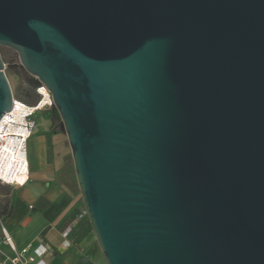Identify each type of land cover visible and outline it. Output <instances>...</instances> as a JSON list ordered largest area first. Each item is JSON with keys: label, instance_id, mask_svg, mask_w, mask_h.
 Returning <instances> with one entry per match:
<instances>
[{"label": "water", "instance_id": "obj_1", "mask_svg": "<svg viewBox=\"0 0 264 264\" xmlns=\"http://www.w3.org/2000/svg\"><path fill=\"white\" fill-rule=\"evenodd\" d=\"M0 47L107 264H264V0H0Z\"/></svg>", "mask_w": 264, "mask_h": 264}, {"label": "crops", "instance_id": "obj_2", "mask_svg": "<svg viewBox=\"0 0 264 264\" xmlns=\"http://www.w3.org/2000/svg\"><path fill=\"white\" fill-rule=\"evenodd\" d=\"M43 127L36 128L28 140L33 152L31 160L27 154L28 180L24 175L18 181L20 186H7L14 189V196L16 193L19 195V201L14 199L13 215L4 226L18 249L29 244H44L48 250L45 256L47 264H79L85 258L84 254L69 249L71 246L64 247L62 237L65 230L70 229L71 232L75 226L71 217L79 204L75 194L74 167L67 160V138L63 133L53 131L51 124ZM57 238L62 239V250L51 246ZM68 240L71 245L72 239ZM3 250L8 252L2 245L0 260Z\"/></svg>", "mask_w": 264, "mask_h": 264}, {"label": "built area", "instance_id": "obj_3", "mask_svg": "<svg viewBox=\"0 0 264 264\" xmlns=\"http://www.w3.org/2000/svg\"><path fill=\"white\" fill-rule=\"evenodd\" d=\"M36 92L40 96V102L36 107H30L13 96L12 110L8 113H5L0 121V125H3L2 128H0V157H2L3 153L7 152L6 148L10 145L14 152H20L26 160V169L23 167V173L26 174V181L28 180L29 175V163L27 160V141L33 135L35 129V121L31 118L37 112L42 111L45 108H51L53 106L51 95L44 85H40V87L36 89ZM44 100H47V102L40 106ZM19 107H25L27 109V112H25L20 118L21 120H17L15 116V112L19 109ZM15 130H17L18 132H15ZM9 139H13L12 144H10L11 141ZM0 183L4 186L9 187L21 185V183L17 180L8 182L1 176ZM0 229L1 233L4 236L3 245L8 249V252L4 250L1 251L2 258L0 260V264H47L45 256L48 250L44 244H38L36 246L29 244L22 249H18L13 242L9 232L5 228L4 224L1 223V221ZM69 234L70 229L65 230L62 234V237L64 238V247H70V242L68 240Z\"/></svg>", "mask_w": 264, "mask_h": 264}, {"label": "rangeland", "instance_id": "obj_4", "mask_svg": "<svg viewBox=\"0 0 264 264\" xmlns=\"http://www.w3.org/2000/svg\"><path fill=\"white\" fill-rule=\"evenodd\" d=\"M0 54L2 56L5 65H7V61L14 56V51L5 47H0ZM5 73L7 77L10 78V73L8 72L7 69ZM52 108L53 106L51 108H45L44 110L37 112L31 118L36 123L35 129L36 128L41 129L42 126H44L43 128H46L45 126L51 124L54 129L53 131H57L59 133L64 134L62 127L57 120L55 119H53V121L49 120L48 114H51ZM64 136L66 138L65 134ZM30 142L31 141H28L27 154H28V158L31 160L33 157V152L31 149ZM67 150H68L67 160L69 161L70 165L73 166L71 151L68 144H67ZM13 190L14 189H9L0 183V203L3 202L6 198L11 197L13 195ZM75 192H76L75 193L76 197L79 198V204L77 205V212L73 214V217H71V222L73 221V225L79 224V222L84 220L86 216L85 208L81 200V194L77 185V181L75 184ZM14 199L16 201H19V195L17 193L15 194ZM6 222L7 221H5L3 224H5ZM7 228L11 231L9 226H7ZM69 239H72V243L70 245L71 247L69 249H75L76 251H79L80 253L84 254V257L86 258L80 260L79 264H107L97 244L93 231L89 228L88 224H85L84 227L74 237H70ZM52 242L53 243L51 244V246L54 249H58V250L63 249V246L61 244L62 243L61 238L54 239Z\"/></svg>", "mask_w": 264, "mask_h": 264}, {"label": "bare ground", "instance_id": "obj_5", "mask_svg": "<svg viewBox=\"0 0 264 264\" xmlns=\"http://www.w3.org/2000/svg\"><path fill=\"white\" fill-rule=\"evenodd\" d=\"M47 100H44L43 103L40 105L42 106L44 103H46ZM27 112V109L25 107H19V109L15 112V116L17 120H21L20 118L23 116V114ZM3 125H0V128H2ZM12 129V128H11ZM10 129V130H11ZM15 132H18L15 130ZM11 141L10 144H12L13 139H9ZM5 153L2 154L1 158V166H0V176L7 180L8 182H11L12 180L19 181L20 178L26 174L23 173V167L26 169V160L24 156L18 152H14L13 149L10 146H7Z\"/></svg>", "mask_w": 264, "mask_h": 264}, {"label": "trees", "instance_id": "obj_6", "mask_svg": "<svg viewBox=\"0 0 264 264\" xmlns=\"http://www.w3.org/2000/svg\"><path fill=\"white\" fill-rule=\"evenodd\" d=\"M49 119L51 118V114H48ZM7 187V186H6ZM8 188V187H7ZM13 209H14V195H12L9 198H6L3 202L0 203V221L1 223H4L13 215ZM85 224H88L89 228L92 230L90 223L88 221L87 215L85 216L84 220L80 221L79 224L75 225L70 234V237H74L83 227ZM4 241V236L1 233L0 229V249L2 250V245Z\"/></svg>", "mask_w": 264, "mask_h": 264}, {"label": "flooded vegetation", "instance_id": "obj_7", "mask_svg": "<svg viewBox=\"0 0 264 264\" xmlns=\"http://www.w3.org/2000/svg\"><path fill=\"white\" fill-rule=\"evenodd\" d=\"M19 59H18V56L17 54L14 52V56L11 57L8 61H7V66H10L12 67L15 71H18L20 72V69H19ZM8 72L10 73V78H8V81H9V84H10V87H11V90L12 92L14 93L15 90L22 86L23 85V77L20 75V76H17L13 70L11 69H7ZM37 93V92H36ZM38 94V93H37ZM51 121H53L52 117L49 119ZM36 125V123H35ZM34 134V132H33Z\"/></svg>", "mask_w": 264, "mask_h": 264}]
</instances>
